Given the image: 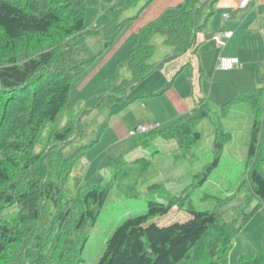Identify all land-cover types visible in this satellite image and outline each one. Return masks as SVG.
<instances>
[{
  "label": "trees",
  "instance_id": "1",
  "mask_svg": "<svg viewBox=\"0 0 264 264\" xmlns=\"http://www.w3.org/2000/svg\"><path fill=\"white\" fill-rule=\"evenodd\" d=\"M137 1L127 0L119 11ZM216 2L187 0L142 27L135 47L116 66L109 94L87 99L83 114L94 108H109L161 67L163 63H147L155 52V36H161L163 44L171 49L172 56L166 60L195 51L196 35L209 26ZM86 7L87 0H0V264H81L88 241L86 229L96 224L110 192V184H81V177L76 176L73 185H68L77 160L90 147L64 152L79 136L77 121L52 131L45 145L35 151L44 127L64 109L74 81L94 65L100 53H93L86 43L93 31H86ZM116 8L109 7L108 11ZM119 11L109 12L114 27L108 26L101 36L104 50L121 33L115 22ZM214 34L206 36L211 39ZM123 68L130 74L125 80L120 79ZM170 85L171 80L157 94ZM241 102L252 114L242 183L250 187V197L260 206L264 203V79L250 93L229 100L217 111L200 99L189 114L146 134L130 136L128 142L134 149L155 139L173 141L179 149L176 157L191 159L192 148H197L202 139L199 124L216 118L212 122L215 159L210 171L218 166L230 139L221 119ZM115 162L112 167L118 174L117 167L127 162L123 156ZM127 171L130 169L124 170L123 176ZM207 173L203 171L200 184ZM167 198H163L165 202L149 201L145 214L119 225L106 241L97 264H227L239 231L235 225L224 222L215 212L189 210V219L159 226L153 222L156 218L183 205L180 197ZM254 259L242 257L240 264H264L260 256Z\"/></svg>",
  "mask_w": 264,
  "mask_h": 264
},
{
  "label": "rangeland",
  "instance_id": "2",
  "mask_svg": "<svg viewBox=\"0 0 264 264\" xmlns=\"http://www.w3.org/2000/svg\"><path fill=\"white\" fill-rule=\"evenodd\" d=\"M126 1L110 0L107 6L115 5L117 8L113 9L114 11H108L106 8L96 6L98 1L92 3L91 0H87L84 18L86 31H94L97 28L96 31L99 35L91 31L86 38V43L93 53H100L95 64L76 78L64 109L54 122H50L44 127L39 144L35 149L38 152L41 146L45 145L52 131L60 130L70 122L77 121L79 136L64 149V152L70 154L79 147H90L77 160L71 176L68 178V185H73L76 176L81 177L79 178L81 184L90 183L100 186L110 184L111 186L96 224L94 227L86 229L88 241L82 252L83 261L81 264H97L105 249L106 241L119 225L128 218L145 214L149 201L165 202L164 199L167 197L182 198V208L173 207L167 216L156 218L153 222L157 225L165 226L172 222H183L191 216L189 210L218 213L224 222L233 223L239 230L233 240V247L228 253L227 264H240L242 257H255L254 260H256L258 256L264 263V203L259 206V202L249 195L250 187L242 183L252 125V114L248 105L242 102L237 103L227 110L225 117L221 119V127L230 139L224 146L218 166L210 171L215 159L212 152L214 141V124L212 122L216 118L199 124L197 130L202 134V139L197 148H192L191 159H178L176 157L179 153L178 146L169 140L155 139L143 147L138 145L134 149L129 148L128 138L138 127L136 124L141 122L148 113L144 107L145 103L134 101L136 100L134 98L151 89V84L154 83L152 78L135 84L127 90L120 101L111 103L109 108H94L83 114L87 99L92 96L107 95L112 89V75L116 63H114L115 61L113 63L111 61L109 64L102 62L107 49L104 50L101 45V36L105 30L108 31L112 23L114 25V18L110 20L106 13L113 12L115 14ZM149 1L138 0L131 7L119 11L115 22L120 26V29H123L128 21H135L141 9L150 4ZM214 10L216 11L215 6ZM102 11H106V13ZM208 11L209 7H206L205 13ZM215 11L210 17L211 23L214 21ZM100 14L107 16L108 20L105 22L107 24L103 23L104 26L97 24ZM106 26L107 29H105ZM121 31L123 32V30ZM152 44L155 52L147 63L156 65L163 63L161 71H158L167 74L172 70L169 69L170 64L172 62L178 64L179 60H165L167 56H172V52L169 47L163 44L161 36H155ZM217 48L219 47L217 46ZM129 77V72L123 68L120 72V79L125 80ZM188 81L193 84L191 73ZM201 82L205 86L208 85L205 79H202ZM194 96H196L195 93ZM126 102L129 103L124 104ZM148 106L151 109L152 104L150 103ZM210 106L213 111H217L222 105L217 107L211 101ZM118 108L121 110L114 113V110L116 111ZM144 124L142 123V125ZM123 147H126L127 153H123ZM122 156L127 163H132L134 160L136 162L131 165L120 164L117 167L118 174H116L112 166L117 165L115 160ZM138 160L139 162H137ZM128 168L130 171H127V175L123 176V171ZM136 170L139 172L138 175H135ZM204 170L208 172L207 177L200 184ZM262 173L264 176V162ZM134 181L136 182L132 185L131 183ZM155 184L160 186H155Z\"/></svg>",
  "mask_w": 264,
  "mask_h": 264
},
{
  "label": "crops",
  "instance_id": "3",
  "mask_svg": "<svg viewBox=\"0 0 264 264\" xmlns=\"http://www.w3.org/2000/svg\"><path fill=\"white\" fill-rule=\"evenodd\" d=\"M91 1L92 3L98 1L96 6L106 10L109 7H115V5L107 6L110 0ZM186 1L153 0L146 8L141 9L135 21H128L125 24L122 29L124 33L121 31L123 34L118 36L114 44L107 49L102 62L109 64L115 61L117 66L135 47L137 35L142 27L155 20L161 13ZM248 1L245 8H239L240 0H217L214 21L211 23L210 19L209 30L206 29L196 35L195 51L192 49L184 56L177 58L178 64L172 62L169 66L172 70L167 74L159 73L158 70L162 69L161 65L144 79L152 78L154 83L151 84L149 91L146 90L134 98L136 99L134 101L144 102V107L148 111L145 118L136 124L137 126L142 123L167 126L198 107L200 99L212 101L220 107L231 99L250 93L264 79V0ZM102 12L106 13V11ZM225 13H229L230 20L224 23L222 17ZM106 14L111 20L112 14L110 15L109 12ZM107 20V16L100 14L97 24L103 25ZM219 31H226L231 35L226 45L221 48H217L206 36L207 33ZM169 57L167 56L166 59ZM220 57L238 58L241 66L228 72L220 71L217 69V61ZM190 73L193 75V84L188 81ZM202 79H205L208 85H203ZM170 80V88L157 94ZM150 103L151 109L148 106ZM123 149V153L128 152L126 147Z\"/></svg>",
  "mask_w": 264,
  "mask_h": 264
},
{
  "label": "built area",
  "instance_id": "4",
  "mask_svg": "<svg viewBox=\"0 0 264 264\" xmlns=\"http://www.w3.org/2000/svg\"><path fill=\"white\" fill-rule=\"evenodd\" d=\"M249 1L248 0H240L239 4H238V7L239 8H245L247 3ZM230 18L229 14H224L223 15V21L226 22L228 21ZM230 37V34L228 33H219V34H216L213 36V41L219 45V46H224V40L225 39H228ZM239 65V61L237 58H220L218 60V68L220 70H223V71H228V70H231L235 67H237ZM154 126H146V127H141L139 128V132H145L147 130H151L153 129Z\"/></svg>",
  "mask_w": 264,
  "mask_h": 264
},
{
  "label": "clouds",
  "instance_id": "5",
  "mask_svg": "<svg viewBox=\"0 0 264 264\" xmlns=\"http://www.w3.org/2000/svg\"><path fill=\"white\" fill-rule=\"evenodd\" d=\"M226 14V13H225ZM227 14H229V13H227ZM224 15V14H223ZM230 16V15H229ZM222 19H223V17H222ZM229 20H230V18H229ZM224 22V21H223ZM227 22V21H226ZM225 23V22H224ZM219 33H228V34H230L229 32H226V31H219V32H216V34H219ZM216 34H214V35H216ZM213 35V36H214ZM213 36L211 37V41H213ZM231 36V35H230ZM230 38V37H229ZM228 38V39H229ZM228 39H225L224 40V46L226 45V42H227V40ZM213 43L216 45V46H218V47H224V46H219V45H217L214 41H213ZM220 58H235V57H220ZM219 58V59H220ZM218 59V60H219ZM238 59V58H237ZM238 61H239V59H238ZM217 64H218V61H217ZM241 65H240V61H239V65L237 66V67H235V68H238V67H240ZM235 68H233V69H231V70H228V71H232V70H234ZM217 69L218 70H220L219 68H218V66H217ZM220 71H223V70H220ZM228 71H223V72H228ZM154 126V128L153 129H151V130H147V131H145V132H139V128H141V127H146V126ZM161 127V125H159V124H157V123H145L144 125H140V126H138L137 128H135L134 129V131H133V133L131 134V136H137V135H143V134H146V133H148V132H150V131H153V130H155V129H157V128H160Z\"/></svg>",
  "mask_w": 264,
  "mask_h": 264
}]
</instances>
